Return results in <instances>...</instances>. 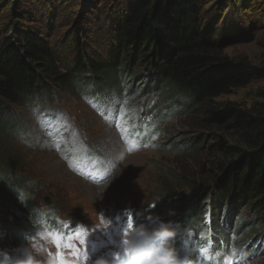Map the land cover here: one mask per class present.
Listing matches in <instances>:
<instances>
[{"label":"rangeland","instance_id":"obj_1","mask_svg":"<svg viewBox=\"0 0 264 264\" xmlns=\"http://www.w3.org/2000/svg\"><path fill=\"white\" fill-rule=\"evenodd\" d=\"M130 1L0 0V43L6 29L16 23L26 29L41 32L49 44L57 49L60 57L66 58L67 63L73 62L82 53L96 60H106L109 46L113 44L110 45L109 41L115 17ZM201 15L205 24L215 31L225 56L245 60L264 69V0H203ZM65 47L74 50L70 54L66 53V57L62 52ZM147 63L142 56H136L130 71H124L121 78L132 90L141 92L138 104L131 109L132 113H146L150 120L160 121L158 136L153 135L148 142H139L140 134L134 128H139L141 134L146 136L151 134L152 129L146 134L145 124H136L131 114L99 116L100 110L88 107L81 99V94L70 96L53 90L49 93L51 97H47L50 104L48 107L52 109L57 105L58 109L68 112L74 126L80 131V139H76V143L80 144L83 151L79 157L74 158V148H70V144L69 148L66 146L67 141H63L65 135L60 132V125L56 129L60 135L55 138L51 135L50 125L41 114L45 112L40 109L42 106L45 108L44 104L36 100L10 108V114L6 116L8 121H13V125L10 133L3 137L6 143L4 148L7 153L12 154L14 162L19 166L18 171L13 174L21 182L30 184L22 188L28 193L25 197H17L13 192L11 195L5 190L0 191V233L5 234L0 239V248L3 252H8L10 258L15 260L19 252L14 250L26 247L28 240L15 237L9 241L6 230L22 228L31 233L27 228L32 221L26 200L36 209L56 213L59 219L78 225L84 241H90L99 250L112 254V260H120L121 255L128 254L122 237L127 236L129 225H125L124 234H121L124 223L114 216L119 214L122 217L126 212L128 216L141 215L144 211L145 215H151L147 207L154 206L153 203L162 199L165 183L174 184V178L181 176L180 173L190 176L191 179L187 180V184L178 183V190L166 198L170 202V209L174 208L172 212L175 215L168 217L169 212H162L164 205L153 215H160L165 220L178 219V222L189 215L192 223L197 225L212 206L208 194L214 192L215 186L211 170L214 159L211 147L214 140L212 133L204 129L205 110L200 106L190 109L189 104L182 105L184 100L179 96L176 98L177 94L166 96L165 99L164 96L155 95L153 91H159L162 81L159 76L153 78L154 73H150L152 78L148 77L150 74ZM134 70L136 74L133 75ZM93 77L89 72L84 80L90 85ZM106 80L107 76H101L102 82L105 83ZM101 87L107 94L105 96L116 95L110 89L105 90L106 86ZM167 87L164 84L165 91ZM263 87L264 79L258 80L246 88L221 96L216 102L249 105L257 100L258 91ZM112 112L117 113L116 107L111 108ZM60 122L61 120H55L54 124ZM74 134L71 132L68 140ZM123 139H128L132 153L124 148ZM87 153H95L93 161L85 160L88 158ZM65 155L70 160L75 159V170H70L64 161ZM106 161L112 166L111 175L106 180L104 179L108 174L105 172L87 180L78 172L80 169L89 173L87 168L91 164L100 166V163ZM187 185L192 186L189 188ZM104 188L106 189L102 198L98 197ZM238 211L241 213L240 220L246 218L251 221L247 227L242 226L240 236L233 234L230 238V230L232 227L236 229L240 223L235 221L237 211L233 202L228 203L223 220L220 218L219 222L214 223L217 228H221V233L227 234L229 246L232 245L234 251V247L238 248L241 242L244 247L247 244L245 242L249 243L252 239L255 243L264 241V213L258 209L257 203L240 206ZM146 226L151 227V222ZM218 239L222 248L228 247L225 244L227 238ZM6 241H9V245L4 246ZM178 245L176 248L179 259L185 261L188 255L196 259L197 255V261H191L190 264L211 262L204 258L207 255L206 249L195 250L187 241ZM82 249L88 255L87 250L84 247ZM44 251L52 260L50 246ZM245 257L246 260L238 264H264V247L260 246L254 257Z\"/></svg>","mask_w":264,"mask_h":264},{"label":"trees","instance_id":"obj_2","mask_svg":"<svg viewBox=\"0 0 264 264\" xmlns=\"http://www.w3.org/2000/svg\"><path fill=\"white\" fill-rule=\"evenodd\" d=\"M202 1L131 0L115 17L109 41L113 44L106 60L82 53L67 63L41 32L16 23L7 28L0 43V191L25 197L28 193L22 188L30 185L13 174L19 166L4 148L3 137L13 125L6 116L11 107L47 97L53 90L73 95L87 90L104 91L101 86L121 96L126 94L130 106L135 107L141 92L125 85L121 74L130 71L136 56H142L148 62L149 74L154 73L150 75L159 76L162 81L159 91H153L155 95L165 99L177 94L176 98L184 100L182 105L205 110L204 129L212 133L214 140L211 170L215 186L214 192L208 194L213 222H219L230 202L236 205L237 212L240 206L252 202L264 213V87L258 91L257 100L249 105L216 102L221 96L264 79V69L223 54L215 31L205 24L201 15ZM70 51L74 50L65 47L62 52L65 56ZM89 72L94 75L90 85L84 80ZM101 76H107L105 83ZM164 84L168 85L167 91ZM180 174L174 178V184L165 183L162 199L153 203L151 215L163 205L162 212L174 211L166 198L178 190V183L191 179ZM201 220L202 217L195 225L187 215L181 222L172 221L190 229L201 227ZM238 220L235 231L240 236L242 226L250 224ZM20 230L8 228L9 241Z\"/></svg>","mask_w":264,"mask_h":264},{"label":"clouds","instance_id":"obj_3","mask_svg":"<svg viewBox=\"0 0 264 264\" xmlns=\"http://www.w3.org/2000/svg\"><path fill=\"white\" fill-rule=\"evenodd\" d=\"M110 182L111 181H109V183ZM105 189L106 188L99 192L98 197L102 198V193ZM168 215L173 216L175 213L170 211ZM238 215H240V213ZM238 218L239 216L236 214V222ZM147 220L151 222V227L141 224L134 228L133 224H130L127 236L122 237L123 243L128 249V255L130 257L127 264H180L178 259V250L174 243L176 237L179 235L180 226L170 219H163L160 215H148ZM221 220L223 219L221 218ZM236 222L234 224L235 226ZM245 222L248 223L249 221ZM105 227L109 228L108 225H105ZM214 231L218 234L217 236L221 238V240L224 238H227L228 240L227 234L221 233V228L216 227ZM232 231L235 232L233 227L231 229V232ZM4 235V233H0V239H3ZM254 243L255 240L253 239L251 242L246 244V247L242 246L241 248V244L238 245V248L244 250L248 247H252ZM54 244V237L50 233L46 230L36 228L35 237L28 239L26 247L14 250L19 252V256L15 259L14 264H53V261L45 254L44 249L49 245ZM0 254L3 255V259L0 260V264H9V253L3 252ZM88 260L89 257H86V264ZM95 264H107V262L98 260Z\"/></svg>","mask_w":264,"mask_h":264},{"label":"snow or ice","instance_id":"obj_4","mask_svg":"<svg viewBox=\"0 0 264 264\" xmlns=\"http://www.w3.org/2000/svg\"><path fill=\"white\" fill-rule=\"evenodd\" d=\"M80 236H81V234L80 233H77V238H80ZM53 237H54V240H55V244H56V246L59 248V247H61V241H60V238L58 237V236H55V235H53ZM68 247H71V245H68ZM206 251V250H205ZM73 255H76V251H75V249H73ZM60 259H61V261H62V264H63V256H60ZM227 264H231V262L229 261V262H227Z\"/></svg>","mask_w":264,"mask_h":264}]
</instances>
